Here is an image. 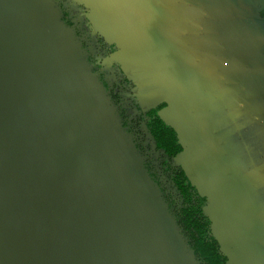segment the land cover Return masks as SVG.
<instances>
[{
  "label": "water",
  "instance_id": "water-1",
  "mask_svg": "<svg viewBox=\"0 0 264 264\" xmlns=\"http://www.w3.org/2000/svg\"><path fill=\"white\" fill-rule=\"evenodd\" d=\"M75 1L87 8L93 33L116 46L103 64H119L139 106L167 103L169 72L135 37L130 8ZM123 51L134 78L116 59ZM83 56L52 0H0V264H197ZM162 112L181 147L175 162L198 193L196 177L213 186L199 194L226 264H256L209 155L194 151Z\"/></svg>",
  "mask_w": 264,
  "mask_h": 264
},
{
  "label": "crops",
  "instance_id": "crops-1",
  "mask_svg": "<svg viewBox=\"0 0 264 264\" xmlns=\"http://www.w3.org/2000/svg\"><path fill=\"white\" fill-rule=\"evenodd\" d=\"M121 2L130 8L135 37L147 40L169 72L173 91L162 116L182 129L194 151L209 155L215 176L227 185L223 194L232 199L234 215L244 220L253 259L264 264V20L258 4ZM116 59L134 78L129 51ZM112 63V58L104 61Z\"/></svg>",
  "mask_w": 264,
  "mask_h": 264
},
{
  "label": "trees",
  "instance_id": "trees-1",
  "mask_svg": "<svg viewBox=\"0 0 264 264\" xmlns=\"http://www.w3.org/2000/svg\"><path fill=\"white\" fill-rule=\"evenodd\" d=\"M60 21L69 28L83 52L89 70L95 74L114 107V116L133 146L135 156L197 264H226L210 231L204 212L207 204L175 162L181 147L175 131L158 116L163 103L142 109L132 95L134 84L115 63L109 71L99 70L97 61L116 50L113 43L93 33L87 8L75 0H52ZM264 20V8H258Z\"/></svg>",
  "mask_w": 264,
  "mask_h": 264
},
{
  "label": "rangeland",
  "instance_id": "rangeland-1",
  "mask_svg": "<svg viewBox=\"0 0 264 264\" xmlns=\"http://www.w3.org/2000/svg\"><path fill=\"white\" fill-rule=\"evenodd\" d=\"M255 2L259 6H264V0H255ZM195 180H196V185L198 186L199 193H205L204 192L206 189L205 187H207L209 191L213 188L212 184L209 183L202 175L200 177H196V179H194V182H195ZM162 212H163V214H165L163 209H162ZM228 218H231V219H233V221H235L234 215L228 214ZM228 225H229L228 222L223 223V226H228ZM232 239H233V237H232ZM232 239H231V235H227V240L229 241V243H232ZM233 241H234V239H233Z\"/></svg>",
  "mask_w": 264,
  "mask_h": 264
},
{
  "label": "flooded vegetation",
  "instance_id": "flooded-vegetation-1",
  "mask_svg": "<svg viewBox=\"0 0 264 264\" xmlns=\"http://www.w3.org/2000/svg\"><path fill=\"white\" fill-rule=\"evenodd\" d=\"M258 6V8H264V6H259V5H257ZM87 14H88V10H87ZM90 22V21H89ZM107 57V56H106ZM106 57H104V58H106ZM104 58H102V59H100V60H98L97 61V64H98V66H99V70H105V71H109L112 67H113V63L111 64V65H108V66H105L104 64H103V60H104Z\"/></svg>",
  "mask_w": 264,
  "mask_h": 264
}]
</instances>
